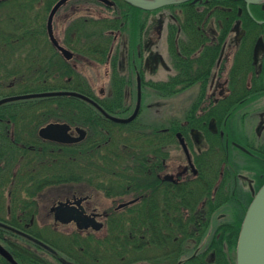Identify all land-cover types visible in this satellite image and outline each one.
<instances>
[{
	"label": "flooded vegetation",
	"instance_id": "obj_1",
	"mask_svg": "<svg viewBox=\"0 0 264 264\" xmlns=\"http://www.w3.org/2000/svg\"><path fill=\"white\" fill-rule=\"evenodd\" d=\"M35 1L22 0L20 4L26 2L30 8ZM39 8L34 7L36 13ZM78 9V5L69 8L73 12ZM139 12L144 14L136 16V37L131 40L126 30L114 35L121 50L116 66L119 78L113 77L115 87L120 85L119 91L123 94L135 91L136 97L138 89L140 93L146 89L160 91L155 86L160 80L146 78L145 72L155 74L160 68H169L173 77L179 70L180 60H184L183 82L177 86L183 91L185 102L182 118H176L171 112L167 123L159 129L152 128L149 132L146 129V133L142 129L137 131L147 136L141 138L143 146H125L134 147L135 156L141 160L135 170V182L114 190L111 180L114 171L109 172V169L106 179L110 182L103 194L112 199V204L116 202L113 196L128 195L129 198L115 206H104L97 203L99 201L91 192L80 193L73 186L59 183L67 177L46 176L29 170L34 160L44 156L69 155L76 161L81 146L86 145V153L91 155L95 150L91 149L88 142L91 138H87V130L83 127L84 138L70 143L40 137L38 132L31 137L30 130L23 126L26 119L18 118L21 114L15 112L19 107L16 103L24 101L20 100L0 104V165H10L18 159L14 165L16 170L24 161L23 169L26 170L21 175L22 184L16 179L17 172L7 176V179L11 177L12 188L7 190L6 206L16 201L19 206L44 207V214L43 208L40 209L37 218H42L44 223L52 220L54 232L63 226H72V234L68 235L73 238L77 235L92 237L105 230L104 235H97V238L110 246L108 255L117 256V250L121 254L117 256L119 262L108 263L104 250L103 264H233L239 216L258 189V178L264 176V0L255 3L184 0L153 10L139 9ZM151 12L153 15L148 19L146 16ZM211 17L212 21L208 22ZM29 24L35 31L41 27L34 22ZM43 26V35L48 38L46 22ZM57 34L53 26V35L62 44ZM45 36L43 39L33 35L8 42L0 40L3 50L16 43H20L23 50L21 55L11 52L10 61L0 66V98L58 90L55 83L62 81V54L49 38L45 40ZM164 43L166 57L172 65L161 51ZM129 45L134 46L131 52ZM135 51L137 58L129 61L127 55L132 56ZM112 54L111 46L106 59L110 68L106 69V75L109 69L113 70ZM71 67L79 73L77 62ZM131 74L135 76L130 79ZM35 83L39 86L33 87ZM110 86L115 89L112 82ZM65 123L70 126L71 136H79L75 129L80 126ZM105 140L95 146L102 154L106 153L104 147L109 142ZM176 146L183 153V163L172 160ZM238 155L261 159L262 165H251L249 169L253 172L240 170L234 162ZM76 173L73 174L75 178ZM3 174L8 175V171L0 176ZM15 182L23 197L15 196ZM72 183L78 185V182ZM239 183L245 185L241 187ZM58 206L63 209L61 216H76L77 221L61 224L55 221ZM7 212L5 219L13 222L11 210ZM35 216L36 211L23 226L25 229L32 228L34 221H38ZM1 221L8 224L4 219ZM93 224H101V227L95 229ZM7 227L9 229L1 228L12 234L10 239L13 240L14 235L22 236L12 224Z\"/></svg>",
	"mask_w": 264,
	"mask_h": 264
},
{
	"label": "rangeland",
	"instance_id": "obj_2",
	"mask_svg": "<svg viewBox=\"0 0 264 264\" xmlns=\"http://www.w3.org/2000/svg\"><path fill=\"white\" fill-rule=\"evenodd\" d=\"M20 1L22 0H6L4 2H0V30H5L7 31V29L12 30L13 29V25L11 24V22L9 23V21L14 18L18 13L17 9L18 5H20ZM32 1V0H31ZM45 2V0H44ZM44 2L42 0H36L33 3L32 9H34V7H40L38 9V12L41 13L42 18L44 19L43 22H46L47 19V15L49 12V9L52 5V3H54L55 1L51 2V5L49 7L48 10H45V6ZM71 5H78V10L77 12H73L70 11L69 8ZM22 8H24V11L27 13L28 10L27 8H25L23 5L20 9L19 12H21V10H23ZM113 14V11L111 8L105 7L104 5L101 4H96L90 1H72L70 0L69 2H67L66 4H64L63 6H61L60 10H59V14L54 18L53 20V26L57 29V37L58 39L62 42V40L64 41L65 39V30L66 28L70 25V21H71V17L72 20L76 19L79 16H85L88 18H92V19H96L98 20V18H102L103 16L105 17H109ZM144 12H139L137 13V17L140 15H143ZM149 14V13H147ZM146 14V15H147ZM27 16L28 13L26 14ZM66 15V16H65ZM153 15V12H151V15H147L146 17H148V19H151ZM65 16L62 20V22H60L59 19H62V17ZM139 18V17H138ZM212 17L209 19L208 22L212 21ZM142 21V20H141ZM148 21V20H145ZM38 25L40 23H37ZM91 25V24H90ZM13 31V30H12ZM9 33V32H7ZM115 33L117 34V32H115V30L112 32V34H110L112 37L107 38L112 44V48H113V52H115V49L118 47L119 49V53L116 54L117 56V61H119L120 59V55H121V50H120V45L117 42V40L114 38ZM130 33V32H129ZM2 33H0L1 35ZM13 34V33H12ZM11 34V35H12ZM73 36H75L74 33H72ZM34 35L35 37H41L42 39L44 38L45 35H43L42 33V27L38 28L36 31H34ZM39 35V36H38ZM136 37V34L134 35ZM13 40V39H12ZM45 40H48V38L45 36ZM65 43V42H64ZM64 43H62L64 46H66ZM2 42H0V66L7 63L8 61H10L11 59V52L15 51V53L17 55H21L23 54V50H22V46H19L20 43H16L13 46H9L6 47V50H3L4 46H1ZM74 49L71 51L74 52V57L71 58L69 61L70 65L74 62L78 63V71H79V75L81 76V78L83 79L82 81L85 83H87V92H89L94 98L96 97L97 99L100 100H104L107 103H110L109 101L112 100V98L114 97L115 94H117V90L115 91L116 87V83L113 82V77L116 80L117 77H115V73L114 71L111 72V70L109 69V75L105 74L106 69L110 68L107 64H106V59L101 60L100 58L96 57V56H88V53H83L85 55H81L78 45L77 43H73ZM18 47L20 49H18ZM69 50V46H66ZM134 46H130L129 45V49L130 52L134 49ZM165 48H166V43H164L163 48L161 49V51L163 52L165 59L168 62V59L166 57V53H165ZM19 51H18V50ZM18 51V52H17ZM127 55V53H125ZM113 55V54H112ZM127 58L129 59V61L131 60V58H137L136 56V51L134 52V54L127 55ZM15 60V59H13ZM138 62V61H137ZM118 63V62H117ZM168 64L172 65V63L168 62ZM8 68V67H7ZM18 68H20V66L18 65ZM9 70L12 69V65L10 66V68H8ZM172 70H170L169 68L164 69V68H160L158 70L157 73L155 74H149V72H145L144 76L148 79H153V80H162V81H166L167 77L172 75L171 73ZM119 75V73H118ZM135 75H130V79L133 78ZM171 77V76H170ZM13 78V77H11ZM74 79V78H73ZM123 80H125L123 78ZM110 82H112V87L110 88ZM36 84V83H35ZM54 84V83H52ZM38 85V84H36ZM56 88H58V90H67L62 88L63 86H66L62 83H55ZM33 87H35V85H33ZM27 88H31V86H28ZM180 88V87H179ZM178 86L175 87V90H173L172 94L167 95L165 92H170V91H163V90H158L156 92L146 89L144 91H142L141 93V103H140V111L138 112L137 116L132 119L130 122L128 123H120V122H115L116 125H112L110 127V131L108 134V138H106L105 141H109L108 144L104 147L106 154H117L120 157V170H123L124 173H127V166H125V163L128 162L129 160H131L132 158L135 157V153H136V149L133 147H125L126 145H131V146H143L144 145V140L141 138H147V136L144 135H140L137 133V131H139L140 129H142L143 133H146V129L149 132L150 129H159L158 127L163 123H167L168 119L171 117V112H174V115L176 116V118H182L183 116V103L185 102V95L183 93V91L180 90H176L179 89ZM81 93V92H80ZM84 94V93H82ZM125 96L124 98V111L121 109H117L116 112H109L106 111L99 103V105L109 114L117 116L119 118H126L129 115L132 114L133 109L135 107L136 104V93L135 91L130 94H123ZM54 97H61V96H54ZM53 97V98H54ZM40 97H37L35 99H38ZM95 100V99H94ZM39 101V100H38ZM86 102V101H85ZM88 103V102H87ZM27 104V103H26ZM28 104H32V103H28ZM28 104L23 106V107H17V109L19 110L17 113L18 114H25L26 116V120H24L23 122H25V124H23V126L26 127L27 131L30 130V136L34 137L35 135L37 136V132L39 133V129L41 128V126H43L45 123L47 122H51V121H55L56 119H41L38 118L39 115L41 114V109H39L40 106H43L39 103H35L32 104V107H28ZM93 106V105H92ZM94 107V106H93ZM95 108V107H94ZM96 109V108H95ZM103 117H105L98 109H96ZM106 118V117H105ZM108 119V118H106ZM109 121H112L110 119H108ZM64 122L62 120H56L55 122ZM114 122V121H112ZM154 122H158V124L154 123ZM34 125V126H33ZM87 135H89V133L87 132ZM150 135V134H149ZM40 136V135H39ZM41 137V136H40ZM88 137V136H87ZM252 138H250V143L252 144L251 141ZM244 141V140H243ZM125 156V157H123ZM173 157L172 160L175 163H183V153H181V150L179 149L178 146H176V149L173 152ZM69 159V155H63L60 156L58 158L52 157V156H44L41 158H38L36 160H34V162L32 163V166L30 167L29 170H36L37 173L41 174V175H46V176H56V175H61V176H69V174L71 173V171L77 172L80 171L79 167H78V158L76 159V164H71V163H65V161ZM256 160V161H253ZM234 162L235 164L238 166V168L240 170H245L247 172H253L252 170H250L249 168L253 166H261L262 165V160L260 159H250L249 157L245 156V155H238L234 158ZM24 162H22L21 164V168L19 171L16 170V167L13 166L12 168L10 167L9 171H8V175L3 174L0 177V182H4L3 185L1 186L2 188V192L4 193V195L1 198V207L3 206L4 209L1 212V218L0 220H3L4 218L7 217V211L8 210H13V208L16 206V204H18L16 201H14L10 206H6V196H7V190L11 189V183H10V178L7 179L6 176H12L13 172L14 174L17 172V178L20 180V184H22L23 179L21 178V175L24 174L26 172L25 169H23L24 167ZM123 166V167H122ZM78 171H77V168ZM126 167V168H125ZM92 170V169H91ZM126 170V171H124ZM93 171V170H92ZM109 171V169H108ZM257 171V170H256ZM102 175L104 176H108V172L106 171L105 173H103V171H100ZM111 172V170L109 171ZM262 171H259V173ZM6 173V172H5ZM38 174V175H39ZM258 174V173H257ZM124 175V174H123ZM122 175V178H123ZM138 176V175H137ZM15 178H13V180L16 181ZM99 179V178H98ZM102 179V178H100ZM108 179V178H107ZM103 180L104 183H102L103 185L100 188V186H96V184H99L97 181V178H94V181L90 182V183H64L66 185H69L70 187L73 186L75 189H79V190H87L84 191L83 193H88L91 192V194H94V198L97 199L99 202L97 203H102L104 206H115L117 205V203L121 202L122 200H125L127 198H129V196L125 195V196H113L115 197V204H112V199L109 196H106L103 194V189H107V184L110 182V180ZM113 182V189L115 190L116 188H121L123 186V181L121 182ZM241 182V181H240ZM125 184V183H124ZM240 184V183H239ZM245 184H242V186H244ZM241 186V184H240ZM241 186V187H242ZM14 187L17 188V190L14 192L15 196H17V198H20L21 196L19 195H23L20 192V187H17V184L15 182ZM115 187V188H114ZM245 188V187H244ZM103 191V192H102ZM34 207V206H33ZM43 208V209H42ZM227 208V207H226ZM247 207H243L242 209V213L241 214H245ZM35 209V210H34ZM34 209H32L34 212L36 211V216H35V220H37V216L39 215V212L41 211L40 209H42V214H44V207H34ZM244 216V215H243ZM56 221V220H55ZM52 220L48 221V223H44L42 221V218H39L38 221H34V223L32 224V228L31 229V236L33 238H38L39 241L41 242V244L35 242V245H40L41 248H45L46 251L44 250V256H46V258H49L50 255L48 254V247H51L52 250V254L55 256L53 257L51 255V258L58 261L59 263L62 264H76L74 260H78L76 255H73L74 257H72L71 255L73 253H77V249L74 247L76 245L79 246H83L86 243H89V248L91 250H101V248L104 250H106V254L108 255L110 253V246L107 244H103L99 238H97V235H104V231L102 230L100 233L95 234V236L92 237H86L84 238L83 236L77 235L78 237L76 238V236L72 235H68V234H72L70 232V230H72V226H63L61 228H59V231L54 232L52 229ZM62 222H60L59 224H61ZM89 241V242H88ZM114 241V240H112ZM117 242H119V240H117ZM0 243L2 245L5 246L3 241H0ZM33 243V242H32ZM37 245V246H38ZM80 247H78L79 249ZM103 250V253H104ZM41 251V250H40ZM120 250H117V256H119ZM105 255V253H104ZM117 256H112L111 254L108 255V263H116L119 262V259L117 258ZM15 259V258H14ZM6 260V259H5ZM17 262L18 260L15 259ZM7 261V260H6ZM18 264H20L18 262ZM234 264V263H233Z\"/></svg>",
	"mask_w": 264,
	"mask_h": 264
},
{
	"label": "trees",
	"instance_id": "obj_3",
	"mask_svg": "<svg viewBox=\"0 0 264 264\" xmlns=\"http://www.w3.org/2000/svg\"><path fill=\"white\" fill-rule=\"evenodd\" d=\"M56 0H46L44 2L45 10H48L51 2ZM78 1H90L96 4H101L97 2L96 0H78ZM115 3L112 7H109L112 9L113 14L109 17L103 16L102 18L92 19L85 16H79L76 19L72 20L71 17V23L65 30V39L62 42L69 46L70 50L74 49L75 46H73V43H77L80 54L85 55L83 53H88V56H96L100 58L101 60L107 59L108 51L110 50V47L112 44L107 39L112 37L110 34L115 30V32L120 33L123 31L130 32V38L131 40L134 38V31L136 28V15L139 11V8L129 5L128 3L122 1V0H114ZM4 2V1H3ZM22 3L18 6L19 9H17L18 13L16 12V16L12 18L9 23L13 25V31L10 29L0 30V40L4 42H8L12 39H27L32 38L34 35L35 29L32 28L33 25L29 23H40V26L42 27V33H44V23L43 18L41 16V13H36V10H33L32 7L28 8V4L24 2V7L28 10L27 16L26 12L23 10L20 11L22 7ZM103 5V4H101ZM199 22V21H196ZM91 24V25H90ZM9 32V33H7ZM13 33V34H12ZM75 36H73V34ZM12 34V35H11ZM116 34V33H115ZM113 35V34H112ZM119 53L118 47L115 49V52H113V56L111 57V67L113 68L112 71L115 73V77L119 78V71L116 69L117 66V56L116 54ZM184 60H180L179 62V70L177 71L176 75L173 77H170L166 81H159L155 82V86L160 88L161 90H172V88L175 89L177 85H181L183 82V62ZM61 64H62V81L61 83L66 85L62 88L64 89H70L75 90L81 93H84L85 95L94 98L89 92H87V83L83 82L81 76L73 71L69 61H66L65 59L61 58ZM185 67V66H184ZM21 72H25L24 70H20ZM74 78V79H73ZM122 81V80H121ZM35 86H39L36 84H33ZM121 89V86L117 84V94L114 95L112 100H110V103L105 102L104 100L94 98L106 111L109 112H116L117 109H121L124 111V98L122 91H119ZM180 89V88H179ZM176 89V90H179ZM167 95L172 94V92H165ZM39 100V101H38ZM28 103H39L43 106H40L39 109H41V114L38 118L43 119H56V120H62L65 122H68L70 124H74L80 127H83L87 130L89 133L87 138H91L88 142L91 143L92 148L95 151L93 152L94 155L86 153L87 146H81L80 147V155L78 156V167L79 170L78 173H76L78 176L75 178L73 174L74 171H71L69 176L67 178H62L59 180V183H72V182H78L80 183H90L91 181H94V178H97L98 185L100 188L104 183L103 180L106 179V176L102 175L100 171H103L105 173L108 172V169L111 170L113 173V180L114 182L118 183L123 181L122 184L128 183V182H135V170L139 168L138 163L141 162V160L138 157H134L128 162L125 163V166H127V173H124L123 170L119 171L120 169V157L117 154H106L105 152L102 154L101 150L96 149L95 146L104 141L105 138H108V134L110 131V127L112 125H116L114 122L109 121L105 117H103L92 105L89 103L76 98V97H68V96H61V97H49V98H38V99H29L24 100L21 102L16 103L19 107H23L24 104ZM32 104H28V107H32ZM19 110L16 108L15 112H18ZM14 118V117H13ZM18 118L25 119V114H22L18 116ZM110 125V127H109ZM34 126V125H33ZM65 150H70V148H64ZM90 150V149H89ZM126 159V158H125ZM34 159H30V161H33ZM127 160V159H126ZM0 161H2V158H0ZM7 161V160H6ZM18 159H14L13 163L10 165L8 164H2L0 165V174L3 171H9L10 167L12 168ZM71 163L76 164L75 159H72L69 157L65 161V163ZM21 166L19 167L20 170ZM118 168L119 170H117ZM93 171H92V170ZM11 170V169H10ZM18 170V171H19ZM126 171V170H125ZM124 174V175H123ZM123 175V178H122ZM7 177V176H6ZM66 177V176H63ZM1 178V177H0ZM99 178V179H98ZM102 178V179H100ZM76 180V181H74ZM264 182V176L261 178H258L257 180V187L260 186ZM3 181L0 182V185H3ZM0 186V196H3L2 188ZM115 190H119L115 189ZM87 190H79L80 193H83ZM252 198L249 199V202ZM245 208V207H244ZM4 207H1L0 203V218H1V212L3 211ZM34 207L32 205L27 206H19L16 204V206L11 210V214L14 216L13 222H11L8 219L4 220L8 222V224H12L16 230L19 231V233L22 236L14 235V239H10L11 233L7 230L0 227V241H3L7 249L12 253L15 259L18 260L20 264H62L58 261L51 258H46L44 256V250H41L39 246L35 245L32 242H29L25 237L27 235H31V229H25L23 226H26V224L29 223V218L34 216L35 212L32 210ZM35 210V209H34ZM243 218V214H240L238 219V229L239 232L241 221ZM33 236V235H32ZM236 241V238L234 240V243ZM77 249V253H73L71 256L76 255L78 260H74L76 264H103L104 263V247L101 250H91L89 248V243L85 242V245L74 246ZM78 247H80L78 249ZM82 248V249H81ZM41 250V251H40ZM232 263L235 264V252L233 253ZM0 264H10L6 260H4L0 256Z\"/></svg>",
	"mask_w": 264,
	"mask_h": 264
},
{
	"label": "water",
	"instance_id": "obj_4",
	"mask_svg": "<svg viewBox=\"0 0 264 264\" xmlns=\"http://www.w3.org/2000/svg\"><path fill=\"white\" fill-rule=\"evenodd\" d=\"M68 0H57L49 11L47 17V32L48 37L53 46L56 47L58 51L61 52L63 58L69 60L72 58L73 53L62 46L58 40L53 35L52 21L55 12ZM107 6L113 5L112 0H98ZM126 3L135 6L143 10H153L162 6L179 3L184 0H123ZM248 3L259 2L260 0H246ZM54 96H72L82 99L89 104L93 105L98 109L106 118L120 123H128L134 119L140 108L141 93L138 89L137 100L135 108L131 115L126 118H119L117 116L111 115L106 112L94 99L72 90H53L44 91L39 93H25L20 95L8 96L0 99V104L8 101L18 100V99H28L36 97H54ZM70 126L67 123L60 122H50L39 129V135L43 138L55 139L61 142H73L84 138L85 130L77 127L75 130L79 133V136L73 137L69 134L68 130ZM61 206V205H60ZM60 206L56 207L55 220L68 223L71 220L77 221L76 216H61L62 208ZM82 219V218H81ZM83 220V219H82ZM92 224V223H91ZM1 226L7 227L0 222ZM101 224L94 225L95 229H99ZM28 238H32L28 235ZM35 242L41 244L37 239H33ZM48 250H52L48 247ZM0 255L6 259L11 264H18V262L13 258L12 254L0 244ZM235 264H264V183L259 187V189L254 193L251 202L249 203L243 220L241 222L240 230L236 242L235 251Z\"/></svg>",
	"mask_w": 264,
	"mask_h": 264
},
{
	"label": "bare ground",
	"instance_id": "obj_5",
	"mask_svg": "<svg viewBox=\"0 0 264 264\" xmlns=\"http://www.w3.org/2000/svg\"><path fill=\"white\" fill-rule=\"evenodd\" d=\"M70 0H68V1H66V3L67 2H69ZM72 1H76V0H72ZM78 1V0H77ZM67 90H70V89H67ZM15 91H17V90H15ZM72 91H75V90H72ZM68 97H72V96H68Z\"/></svg>",
	"mask_w": 264,
	"mask_h": 264
}]
</instances>
